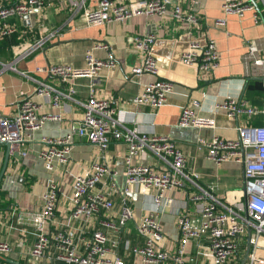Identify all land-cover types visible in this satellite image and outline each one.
Wrapping results in <instances>:
<instances>
[{
	"label": "built area",
	"instance_id": "built-area-1",
	"mask_svg": "<svg viewBox=\"0 0 264 264\" xmlns=\"http://www.w3.org/2000/svg\"><path fill=\"white\" fill-rule=\"evenodd\" d=\"M220 1L222 11L226 14L241 16L245 11L254 12L255 9L252 3L245 0ZM68 2L72 6L79 4V0ZM43 4L44 0H0V35L14 32L9 18H28ZM168 13L180 21L195 20L192 13L170 0H98L96 6L84 8L73 20L72 26L79 29L114 21L123 22L136 15L163 16ZM253 19L257 21L256 13ZM217 23L223 24L221 20ZM155 38L153 34L134 37V46L142 53V58L131 68L133 74H158L156 60L150 49ZM31 46L22 44L16 53L23 54ZM246 47L244 58L251 62L253 75L261 78L264 84V56L254 40L247 41ZM96 48L106 50V58L95 57L93 52ZM219 59L220 54L213 40L201 43L192 39L179 60L184 64L195 65L201 71L213 72L218 67ZM115 64V55L109 46L97 42L84 52L83 66L58 63L48 65L45 70L61 82L69 83L75 78H89L92 81L102 67L113 68ZM1 65L14 69L11 64ZM20 73L32 79L29 74ZM174 85L170 79L155 77L141 84L132 101L152 109L159 108L166 103ZM89 86L88 98L80 102L82 111L78 122L71 125L62 136L40 138V143L46 145L37 152L43 168L47 172L63 170L71 175L68 196L71 208L62 226L51 233L49 223L57 209L59 188L50 178L41 195V206L19 210L16 214L18 222L31 225L35 236L27 260L34 262L47 257L53 248L56 259L65 264H126L115 253V236L129 220L135 219L127 195L136 193L148 195L152 202L148 211L135 223L136 233L143 242L130 248L141 264H191L196 260L187 253L191 244L204 258L198 264H229L233 258L236 260L243 254L241 252L245 249L248 234L249 249L244 264H264V95L261 108L234 97H226L214 105L215 110L221 109L228 118L235 120L240 116L249 119L261 114L263 124L254 126L236 123L235 138L212 135L209 138L200 137L197 141L205 151L206 158L213 163L234 162L242 168L240 196L219 198L213 194L212 188L206 189L199 185L196 174L185 170L186 157L175 140L167 135L142 133L137 128H128L116 117L117 111L121 110H116L110 100L97 98L93 84ZM52 91L51 105L57 107L60 96L71 98L73 89L69 86L65 92L38 81L32 93L20 96L15 112L11 115L0 112V142H8L11 153L25 155L21 146L31 140L32 133L42 129L47 120L61 119L59 113L38 111L40 104L36 97H49ZM199 105V100L194 98L184 104L177 124L182 127L214 128L212 118L197 113ZM76 137L93 145L97 153L88 168L71 172V152ZM112 138L126 144L122 190L116 185L117 172L110 166L108 156ZM146 154L151 155L153 164L136 159V156ZM118 191L120 207L114 219L110 212L115 207L113 196ZM178 192H183L184 198L176 219V237H171L163 229L160 214L164 208L172 205L173 194ZM101 212L107 214L101 215ZM95 221L99 226L94 225ZM80 222L91 227L89 237L79 238L71 234V225ZM103 228L110 230L113 235H108ZM168 240H176L174 248L168 244ZM80 245L84 246L83 250ZM12 252V244L0 240V254L7 256Z\"/></svg>",
	"mask_w": 264,
	"mask_h": 264
},
{
	"label": "crops",
	"instance_id": "crops-1",
	"mask_svg": "<svg viewBox=\"0 0 264 264\" xmlns=\"http://www.w3.org/2000/svg\"><path fill=\"white\" fill-rule=\"evenodd\" d=\"M17 1V0H11ZM178 3L183 10L194 15L193 22L180 21L174 16L136 15L123 22H110L97 26L74 29L73 20L84 9L94 7L98 0H79L77 6H72L68 0H44L42 8L36 10L28 18L12 17L8 22L20 35L30 37L11 48L9 52L0 54V112L11 115L17 109V102L22 94L32 93L37 82L41 81L54 89L67 91L69 86L73 92L71 98L60 96L59 105L53 107L51 96H38L39 112L61 114L60 120H47L43 128L32 133L31 140L21 146L25 155L10 154L7 166L0 184V240L12 244L13 252L7 255L18 264H65L56 259L54 249L47 257L34 262L29 259V250L35 240L33 227L18 222L17 213L20 209H37L41 206V195L48 182L53 178L58 184L59 194L57 209L49 223L52 233L62 226L70 212L68 201L71 175L63 170L47 172L37 155L42 136L56 137L64 135L69 127L76 124L80 118L82 106L90 94V83L93 84L97 98L110 100L117 111L116 117L128 128H137L142 133L167 135L179 145L185 154V170L196 174V181L203 188H212L216 197L237 198L242 191V168L234 162L215 164L206 158L205 151L198 145L200 137L219 135L235 138V124L259 125L261 115L249 119L240 116L237 120L228 118L223 110H215L214 105L226 97H234L246 101L251 106L261 108L263 104V82L252 86L250 79L254 77L253 66L246 60V42L254 40L264 56V0H245L254 5V12L245 11L241 16L222 11L220 0H170ZM256 13L257 21L253 19ZM221 20L223 24L217 22ZM145 34L155 35L151 44V53L158 68V74L142 73L135 75L131 68L137 65L142 53L134 46V37ZM192 39L204 43L213 40L220 54L218 67L212 71H201L195 65L182 63L179 59ZM97 42L106 43L114 53L116 64L113 68L102 67L98 75L91 81L89 78H75L72 82H61L56 76L45 69L50 64L68 63L75 67L84 65V52ZM32 44L23 54H17L19 46ZM97 58H106V50L96 48ZM1 63L11 64L14 69L3 68ZM29 74L32 79L24 77L20 72ZM155 77L167 78L174 82L173 91L168 94L166 103L152 109L147 105L135 104L134 95L139 92L142 83ZM258 80V79H257ZM191 98L199 100L197 113L203 117L212 118L214 128L182 127L177 124L181 107ZM261 116V117H260ZM5 145L0 144V168L4 159ZM97 150L85 139L76 137L71 152V172H79L89 167ZM126 144L122 140L112 138L109 144L108 156L110 166L117 172L116 185L124 187L123 169ZM138 161L153 164L150 154L136 156ZM12 180V182H11ZM133 208L135 219L129 220L121 232L115 236L117 247L115 253L125 260L126 264H141L130 248L142 244L143 240L136 233V219L148 211L152 205L148 195L136 193L127 195ZM174 201L170 207L164 208L160 220L164 231L171 237H176V219L181 212L180 205L184 198L183 192L173 194ZM114 209L110 212L116 219L120 207L119 191L113 196ZM191 207V206H190ZM192 209V207H191ZM107 213L101 212V215ZM98 217V216H97ZM95 226H99L95 221ZM101 227V226H100ZM91 227L85 223H74L69 228L75 237H89ZM109 235L110 230L103 228ZM119 239V240H118ZM176 240H168L174 248ZM83 245L80 249L83 250ZM170 247V248H171ZM244 248V246H243ZM244 250V249H243ZM188 256L195 257L191 264L204 261L191 244L187 248ZM244 253L241 252V254ZM243 254L233 258L229 264H239ZM0 264H10L0 260ZM244 264V263H243Z\"/></svg>",
	"mask_w": 264,
	"mask_h": 264
},
{
	"label": "trees",
	"instance_id": "trees-1",
	"mask_svg": "<svg viewBox=\"0 0 264 264\" xmlns=\"http://www.w3.org/2000/svg\"><path fill=\"white\" fill-rule=\"evenodd\" d=\"M30 37H25L23 34L20 35L18 31H14L10 35L2 36L0 35V54L1 52L8 51L9 56H12L11 48L13 45H18L19 43H22L25 39H29L30 41L33 40L34 36H32V33H30ZM261 81L259 79H254L253 81H250V84L252 83V86L258 85ZM264 95V92H263ZM261 115V114H258ZM261 117V116H260ZM259 125L263 124V120L261 117V121L258 123Z\"/></svg>",
	"mask_w": 264,
	"mask_h": 264
},
{
	"label": "water",
	"instance_id": "water-1",
	"mask_svg": "<svg viewBox=\"0 0 264 264\" xmlns=\"http://www.w3.org/2000/svg\"><path fill=\"white\" fill-rule=\"evenodd\" d=\"M250 79H256L254 77H246V81L250 80ZM259 80H262L261 78H257ZM0 144H4L6 149H5V153H4V159H3V162H2V165H1V168H0V184H1V181H2V178H3V175H4V172H5V169H6V166H7V162H8V159H9V156L11 154L10 152V147H9V143L8 142H0ZM13 155H18L17 152H12ZM249 231V229H248ZM249 234L246 236V243H245V250H244V253H243V256L240 260V263L239 264H243L247 258V255H248V249H249ZM0 260L4 261V262H8L10 264H18L17 261L15 260H12L10 258H8L7 256L5 255H2L0 254Z\"/></svg>",
	"mask_w": 264,
	"mask_h": 264
},
{
	"label": "rangeland",
	"instance_id": "rangeland-1",
	"mask_svg": "<svg viewBox=\"0 0 264 264\" xmlns=\"http://www.w3.org/2000/svg\"><path fill=\"white\" fill-rule=\"evenodd\" d=\"M245 250V249H244Z\"/></svg>",
	"mask_w": 264,
	"mask_h": 264
}]
</instances>
